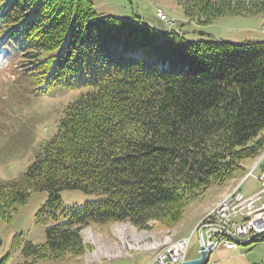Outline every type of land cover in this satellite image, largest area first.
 Instances as JSON below:
<instances>
[{"label":"trees","instance_id":"trees-1","mask_svg":"<svg viewBox=\"0 0 264 264\" xmlns=\"http://www.w3.org/2000/svg\"><path fill=\"white\" fill-rule=\"evenodd\" d=\"M177 1L199 24L264 14V0ZM1 46L47 75L44 91L87 87L22 176L0 182L2 219L33 192L49 194L36 213L51 221L46 240L13 238L28 264L80 255L91 222L176 225L264 151V39L191 40L141 16H98L91 0H0ZM64 189L94 197L65 204Z\"/></svg>","mask_w":264,"mask_h":264},{"label":"rangeland","instance_id":"rangeland-1","mask_svg":"<svg viewBox=\"0 0 264 264\" xmlns=\"http://www.w3.org/2000/svg\"><path fill=\"white\" fill-rule=\"evenodd\" d=\"M97 15L113 14L123 17L138 18L149 22L158 29L181 30L191 40L222 39L224 41L243 42L248 39H264V14L254 16H223L212 23L199 24L186 17L182 5L177 0H91ZM158 8L164 10L172 25L162 21L157 16ZM2 48V46L0 47ZM51 53V51H48ZM47 75L33 62L25 61L16 53H9L0 49V182L19 179L27 170L32 161L38 156L44 142L50 139L57 131L59 119L63 115L65 106L87 87L66 88L46 86ZM264 152L259 160L249 158L245 161L246 169H253L264 157ZM254 166V167H253ZM262 169L258 168L254 174L245 178L241 192L247 196L260 187L257 175ZM245 173V172H244ZM244 173L238 174L239 183ZM229 182V181H228ZM224 185L214 184L208 188L203 197L194 200L186 207V213L176 225L167 226L159 220H151L146 227L138 226L129 221H109L105 223L91 222L82 229L84 241L83 252L75 257L62 261L39 260L29 264H83L90 261L93 255L110 253L132 255L123 259L127 263L146 264L151 258V246L164 241L166 237H176V226H183L186 235L190 236L189 227L191 209L202 200L211 199ZM237 188L226 193L222 199L207 212L215 210L224 202L227 196L237 192ZM47 191L33 192L27 202L17 205V210L12 212L11 220L0 217V234L3 244L0 248V259L10 252L6 264H28L21 249L12 251L13 238L17 233L36 243L46 240V227L51 221L40 223L36 220V213L48 198ZM94 195L81 189H64L61 198L65 204H83ZM221 202V203H220ZM204 216L198 224L203 227ZM233 219L242 220V216ZM181 229V227H179ZM244 238V237H242ZM250 237L244 238L247 240ZM200 233L196 231L191 239L186 253L187 259L200 256ZM220 244L211 255L208 263L199 264H264V240L240 244L238 249L221 250ZM148 248V249H146ZM141 249V250H140ZM98 253V254H97Z\"/></svg>","mask_w":264,"mask_h":264},{"label":"built area","instance_id":"built-area-1","mask_svg":"<svg viewBox=\"0 0 264 264\" xmlns=\"http://www.w3.org/2000/svg\"><path fill=\"white\" fill-rule=\"evenodd\" d=\"M158 15L166 22H170L168 16L161 10ZM254 170L249 171V176ZM260 188L254 194L245 197L241 192L227 199L226 203L206 216H214V223L204 226L207 245L210 250L220 243L228 248H237L233 240H226V233H234V237L246 236L264 228V169L258 176ZM242 216V221H234L232 218ZM191 241V235L182 237L179 241L169 243L168 246L158 249V257H153L148 264H174L185 259Z\"/></svg>","mask_w":264,"mask_h":264},{"label":"crops","instance_id":"crops-1","mask_svg":"<svg viewBox=\"0 0 264 264\" xmlns=\"http://www.w3.org/2000/svg\"><path fill=\"white\" fill-rule=\"evenodd\" d=\"M237 178H238V176L234 177L233 179L229 180V182L224 184V187L222 189L218 190L211 199L202 200L199 203H197L196 206H194L191 209V212H190L191 218H189L187 220H189L188 223L190 224L189 227L191 228L192 232H193V230H195V228L197 227L199 221L203 218V216L211 208H213L222 199V197L226 193L232 191L234 188L237 187V185L239 183ZM241 189H242V187H241ZM185 213H186V209H185L184 215H185ZM184 215H183V217H184ZM179 227H181V229ZM182 227H184V224H183V226H178V225L176 226V232H175L176 237L186 235L185 230L183 231ZM196 231H198V229H196ZM238 248H236V249H238ZM221 250H232V248H228L225 245H223ZM212 254H213V251L210 254H208V261L210 260ZM118 255H121V254H118ZM118 255H116L115 253H110V254H105V255H101V254L96 255L95 254L90 258V261H88V260L83 261V264H133V262L127 263L125 260H123L125 258V256L118 258ZM126 257H128V256H126Z\"/></svg>","mask_w":264,"mask_h":264},{"label":"bare ground","instance_id":"bare-ground-1","mask_svg":"<svg viewBox=\"0 0 264 264\" xmlns=\"http://www.w3.org/2000/svg\"><path fill=\"white\" fill-rule=\"evenodd\" d=\"M238 193H239V191L234 192V193H232V195L227 196L225 198L226 200L224 202H222V203L220 202L221 204L219 205L218 208L222 207L226 203L227 199H230L232 196H236ZM211 223H214V216L206 217L205 223L203 224V229H204L205 225H208ZM260 231H264V228H262V230H257L256 232H260ZM256 232H254V233H256ZM180 239L181 238L174 239V238L168 236V237H166V239L164 241H161V242H158V243L152 245L151 248L156 250V253L154 254L153 257H158V249H162L163 247L168 246L169 243H172L174 241H179ZM226 240H233V244L235 245V247L238 246V240L239 239H238V237H234V233H226Z\"/></svg>","mask_w":264,"mask_h":264},{"label":"water","instance_id":"water-1","mask_svg":"<svg viewBox=\"0 0 264 264\" xmlns=\"http://www.w3.org/2000/svg\"><path fill=\"white\" fill-rule=\"evenodd\" d=\"M260 233H262V231L257 232L255 235H252L249 239L245 240L243 242V244L251 243L253 241V238L256 237ZM200 239H201L200 256L198 258L187 259V260H183L180 262H176L174 264H199V263L204 262L206 257H207V253H208L209 248L206 247V243H205V240L203 237V227L200 229Z\"/></svg>","mask_w":264,"mask_h":264}]
</instances>
